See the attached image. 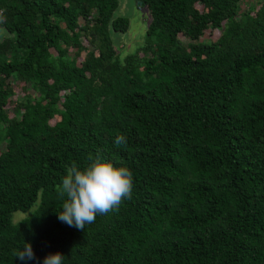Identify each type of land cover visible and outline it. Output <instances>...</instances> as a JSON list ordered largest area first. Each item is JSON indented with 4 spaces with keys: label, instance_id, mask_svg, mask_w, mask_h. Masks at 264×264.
<instances>
[{
    "label": "trees",
    "instance_id": "16d2710c",
    "mask_svg": "<svg viewBox=\"0 0 264 264\" xmlns=\"http://www.w3.org/2000/svg\"><path fill=\"white\" fill-rule=\"evenodd\" d=\"M243 1L135 0L120 58L118 0H0V264H264V0ZM97 155L132 198L78 230L57 186Z\"/></svg>",
    "mask_w": 264,
    "mask_h": 264
},
{
    "label": "clouds",
    "instance_id": "9594fccd",
    "mask_svg": "<svg viewBox=\"0 0 264 264\" xmlns=\"http://www.w3.org/2000/svg\"><path fill=\"white\" fill-rule=\"evenodd\" d=\"M2 20L3 16L0 15V22ZM126 143L124 135L115 137V145ZM89 159L91 163L83 169L73 163L57 186L58 195L66 197L57 218L78 230H84L86 224L94 223L98 215L118 211L121 203L131 199L133 193V176L128 168L114 167L102 161L99 155ZM13 256L21 261L36 259L27 242L23 244V250H14ZM63 259L64 256L57 252L44 257L43 264H63Z\"/></svg>",
    "mask_w": 264,
    "mask_h": 264
},
{
    "label": "rangeland",
    "instance_id": "374dc122",
    "mask_svg": "<svg viewBox=\"0 0 264 264\" xmlns=\"http://www.w3.org/2000/svg\"><path fill=\"white\" fill-rule=\"evenodd\" d=\"M252 0H244L242 6H247ZM199 7L198 9H200ZM116 17H125L129 21L128 29L125 33L119 34L110 31L109 35L113 44V47L117 51L120 58L130 54L133 50L142 44L144 38V31L148 25L150 15L146 7L140 9L136 8L135 0H118V6L114 12ZM81 23V21H80ZM5 35L3 30H0V39ZM215 39L217 37L216 32L206 33L204 38ZM183 44H190L187 39H182ZM24 215L16 212L13 214V221L21 219Z\"/></svg>",
    "mask_w": 264,
    "mask_h": 264
}]
</instances>
